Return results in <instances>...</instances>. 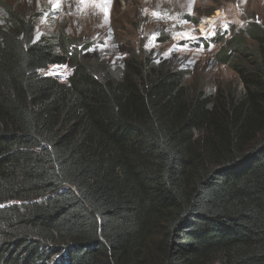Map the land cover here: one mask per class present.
<instances>
[{
	"label": "trees",
	"instance_id": "1",
	"mask_svg": "<svg viewBox=\"0 0 264 264\" xmlns=\"http://www.w3.org/2000/svg\"><path fill=\"white\" fill-rule=\"evenodd\" d=\"M38 19L0 24V264H264V28L216 41L238 81L205 90Z\"/></svg>",
	"mask_w": 264,
	"mask_h": 264
},
{
	"label": "rangeland",
	"instance_id": "2",
	"mask_svg": "<svg viewBox=\"0 0 264 264\" xmlns=\"http://www.w3.org/2000/svg\"><path fill=\"white\" fill-rule=\"evenodd\" d=\"M5 8L38 15L35 39H71L98 64L120 71L127 53L187 72L192 86L237 85L235 72L216 59L229 40L254 22L264 28V0H0ZM198 21L197 25L192 21ZM206 23V24H205ZM214 33V34H213ZM68 67L45 74L67 81Z\"/></svg>",
	"mask_w": 264,
	"mask_h": 264
},
{
	"label": "clouds",
	"instance_id": "3",
	"mask_svg": "<svg viewBox=\"0 0 264 264\" xmlns=\"http://www.w3.org/2000/svg\"><path fill=\"white\" fill-rule=\"evenodd\" d=\"M62 68H63V67H62ZM70 70H71V72L73 71V69H71V68H70ZM71 72H70V73H71ZM68 77H69V76H68Z\"/></svg>",
	"mask_w": 264,
	"mask_h": 264
},
{
	"label": "bare ground",
	"instance_id": "4",
	"mask_svg": "<svg viewBox=\"0 0 264 264\" xmlns=\"http://www.w3.org/2000/svg\"><path fill=\"white\" fill-rule=\"evenodd\" d=\"M206 24V23H205Z\"/></svg>",
	"mask_w": 264,
	"mask_h": 264
},
{
	"label": "snow or ice",
	"instance_id": "5",
	"mask_svg": "<svg viewBox=\"0 0 264 264\" xmlns=\"http://www.w3.org/2000/svg\"><path fill=\"white\" fill-rule=\"evenodd\" d=\"M214 34V33H213Z\"/></svg>",
	"mask_w": 264,
	"mask_h": 264
}]
</instances>
